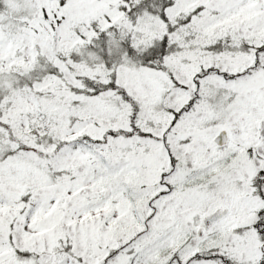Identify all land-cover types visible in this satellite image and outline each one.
Wrapping results in <instances>:
<instances>
[{
    "label": "snow or ice",
    "instance_id": "6c2138e0",
    "mask_svg": "<svg viewBox=\"0 0 264 264\" xmlns=\"http://www.w3.org/2000/svg\"><path fill=\"white\" fill-rule=\"evenodd\" d=\"M0 264H264V0H0Z\"/></svg>",
    "mask_w": 264,
    "mask_h": 264
}]
</instances>
